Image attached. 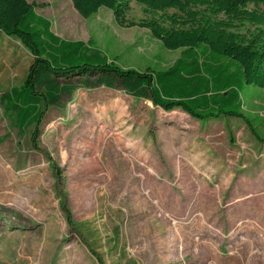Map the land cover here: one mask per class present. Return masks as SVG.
<instances>
[{"label": "rangeland", "instance_id": "1", "mask_svg": "<svg viewBox=\"0 0 264 264\" xmlns=\"http://www.w3.org/2000/svg\"><path fill=\"white\" fill-rule=\"evenodd\" d=\"M28 1L55 34L123 67L165 70L181 53L134 0L128 26L106 7L83 18L71 0ZM32 59L0 31V97ZM241 98L264 138V87ZM0 264H264V141L243 119L200 122L104 86L62 97L34 138L0 104Z\"/></svg>", "mask_w": 264, "mask_h": 264}, {"label": "trees", "instance_id": "2", "mask_svg": "<svg viewBox=\"0 0 264 264\" xmlns=\"http://www.w3.org/2000/svg\"><path fill=\"white\" fill-rule=\"evenodd\" d=\"M132 0H71L88 18L102 7L115 22L128 26ZM144 11L160 12V21L146 23L168 50H181L165 70L123 67L100 48L67 40L52 29L49 19L28 0H0V31L18 40L32 55L19 86L2 93L0 104L22 133L31 138L47 110L79 87L122 89L164 111L179 109L204 122L220 117L243 119L244 85L264 87V0H134ZM175 12L168 14L167 10ZM166 26H161L160 23ZM250 24L254 33L235 29Z\"/></svg>", "mask_w": 264, "mask_h": 264}]
</instances>
